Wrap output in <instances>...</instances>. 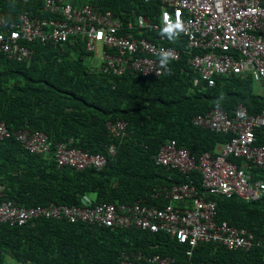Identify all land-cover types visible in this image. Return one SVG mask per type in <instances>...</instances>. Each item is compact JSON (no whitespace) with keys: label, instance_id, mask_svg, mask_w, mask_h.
I'll use <instances>...</instances> for the list:
<instances>
[{"label":"trees","instance_id":"obj_1","mask_svg":"<svg viewBox=\"0 0 264 264\" xmlns=\"http://www.w3.org/2000/svg\"><path fill=\"white\" fill-rule=\"evenodd\" d=\"M78 1L110 9L125 20L138 13L157 20L162 9L160 0ZM0 13L11 20L23 13L50 16L43 0H0ZM166 43L179 48L181 58L169 60L161 76L115 75L88 65L86 58L93 55L81 37L63 44L32 42L34 53L26 61L11 60L0 52V121L10 131H44L54 144L68 142L108 156L100 170L60 168L53 152L31 153L14 136L2 139L3 198L26 207L51 202L84 205L86 199L91 204L144 199L152 204L156 202L152 195L163 186L195 183L201 189L199 172L186 178L177 169L157 165L154 156L170 140L197 158L205 152L216 155L230 136L195 126L193 117L214 107L233 113L239 104L251 113L259 112L264 95L256 93L250 76H219L212 86L201 79L195 84L200 73L191 66L186 40L179 34ZM116 120L127 122L123 138L110 133L108 122ZM111 143L118 147L115 155H108ZM257 143L264 145V127L257 130ZM235 161L250 168L243 159ZM251 170L255 179L261 177L258 169ZM213 198L218 221L248 228L261 245L229 250L200 243L190 256L186 244L165 232L38 218L25 225L0 222V264H7L8 258L18 264H120L124 252L170 255L177 264H264V202L237 196Z\"/></svg>","mask_w":264,"mask_h":264},{"label":"built area","instance_id":"obj_2","mask_svg":"<svg viewBox=\"0 0 264 264\" xmlns=\"http://www.w3.org/2000/svg\"><path fill=\"white\" fill-rule=\"evenodd\" d=\"M160 2L162 9L157 20L143 13L125 20L110 9L78 0H43L44 10L50 13L48 17L23 13L11 20L0 13V52L11 60L26 61L34 53L29 46L32 42L63 44L81 37L86 51L98 60L103 72L161 76L167 69V64L160 63L162 53L170 52V61L181 58L180 49L166 43L168 34H161L166 16L173 23L179 17L184 28L179 34L187 42L191 66L200 73L195 84L201 79L212 86L219 76H250L261 84L260 94L264 95V0ZM193 124L230 138L218 146L216 155L205 152L199 158L176 140H170L161 146L154 159L157 165L177 169L186 178L193 171L199 172L201 189L195 183L163 186L152 195L156 201L152 204L145 199L134 203L91 204L86 199L84 205L51 202L26 207L16 200L4 199V186L0 185V222L25 225L38 218H55L112 229L165 232L186 244L190 256L200 243L229 250H249L261 245V240L248 228L217 220L218 205L213 196L264 202V145L257 143V130L264 127V108L251 113L246 105L239 104L229 113L214 107L195 115ZM108 127L115 139L127 135L126 120L109 121ZM11 136L31 153L53 152L60 168L100 170L107 163L105 154H92L71 147L68 142L54 144L44 131L12 132L0 121V140ZM117 150L116 143H111L108 155H115ZM235 159H243L250 168L240 166ZM251 168L258 169L261 177L255 179ZM166 199L168 203L163 201ZM120 264H177V261L159 253L124 252Z\"/></svg>","mask_w":264,"mask_h":264},{"label":"clouds","instance_id":"obj_3","mask_svg":"<svg viewBox=\"0 0 264 264\" xmlns=\"http://www.w3.org/2000/svg\"><path fill=\"white\" fill-rule=\"evenodd\" d=\"M166 20V26L162 28L161 34L164 35L165 33L168 34L167 38L169 40L173 39V36L178 37L179 33L184 30L183 23L180 21L179 17H177L176 22L173 23L170 20H168L167 16L165 17ZM171 57L170 52H164L161 55V65L167 64L169 58Z\"/></svg>","mask_w":264,"mask_h":264},{"label":"rangeland","instance_id":"obj_4","mask_svg":"<svg viewBox=\"0 0 264 264\" xmlns=\"http://www.w3.org/2000/svg\"><path fill=\"white\" fill-rule=\"evenodd\" d=\"M86 64L88 65H99V62L98 60L93 56H88L86 58ZM255 84V91L256 93H263V88L261 86V84L259 82H254ZM7 264H18L15 260L11 259V258H8L7 259Z\"/></svg>","mask_w":264,"mask_h":264}]
</instances>
